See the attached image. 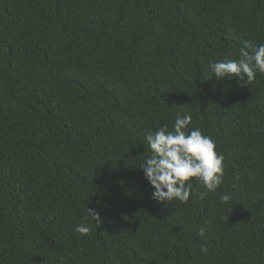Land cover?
<instances>
[{"label":"trees","instance_id":"16d2710c","mask_svg":"<svg viewBox=\"0 0 264 264\" xmlns=\"http://www.w3.org/2000/svg\"><path fill=\"white\" fill-rule=\"evenodd\" d=\"M245 41L264 0H0V264H264V75L208 70ZM184 114L224 183L162 203L146 135Z\"/></svg>","mask_w":264,"mask_h":264},{"label":"clouds","instance_id":"9594fccd","mask_svg":"<svg viewBox=\"0 0 264 264\" xmlns=\"http://www.w3.org/2000/svg\"><path fill=\"white\" fill-rule=\"evenodd\" d=\"M208 70L217 79L235 77L251 84L257 73L264 75V43L257 46L252 41H245L237 59L209 62ZM192 121L191 114L177 115L172 130L165 125L146 135L151 152L140 166L153 186V199L159 202L187 203L192 194L190 181L193 179L213 193L224 183L223 154L218 153L211 136L199 128L189 129ZM220 199L227 204L231 197L224 194ZM90 215L97 224L101 222L99 212L90 210ZM90 230L87 219L76 227V232L81 235H87ZM199 250L202 254L209 253L206 244H201Z\"/></svg>","mask_w":264,"mask_h":264}]
</instances>
